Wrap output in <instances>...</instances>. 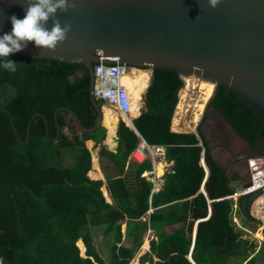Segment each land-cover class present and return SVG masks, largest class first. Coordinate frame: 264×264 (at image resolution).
<instances>
[{
    "label": "trees",
    "instance_id": "trees-1",
    "mask_svg": "<svg viewBox=\"0 0 264 264\" xmlns=\"http://www.w3.org/2000/svg\"><path fill=\"white\" fill-rule=\"evenodd\" d=\"M10 59L16 61L15 72L0 67V108L10 113L0 110V264H106L91 231V226L97 225H103L104 233L114 237L109 264H129L148 226L156 229L159 239L151 241L150 252L140 257L141 263L194 264L188 257L191 252L196 264H264V244L257 250L258 242L244 237L245 231L234 221L239 216L242 226L253 224V229L257 228L260 221L250 208L259 192L240 196L234 208L228 196L234 193L233 182L240 180L239 175L231 178L225 173L200 133L210 170L204 181L198 136L171 131L178 93L184 85L176 72L154 69L143 95L142 112L133 120L140 135L121 120L117 151L104 145L100 149V156L111 158L118 172H123L142 136L151 145L166 147V159L174 162L173 170L149 203L153 184L142 173L152 168V161H131L132 168L124 176H106L111 204L101 190L103 181L88 176L91 154L85 145L88 139L100 144L107 129L100 126L93 132L81 131L64 109L57 114L60 137L57 141L52 138L57 135L54 113L59 107L73 110L86 127L96 124L89 70L82 62L13 54ZM211 105L264 155V121L231 87L221 85ZM37 112L46 117L48 133L45 119L36 116L29 141L23 143L28 122ZM65 128L71 136L62 133ZM67 153L73 166L62 163ZM203 182L206 194L200 191ZM150 208L154 212L148 222L142 218ZM124 220L131 247L117 245L122 242ZM177 223L182 225L172 232L160 231ZM79 239L84 242L85 256L81 255Z\"/></svg>",
    "mask_w": 264,
    "mask_h": 264
},
{
    "label": "water",
    "instance_id": "water-1",
    "mask_svg": "<svg viewBox=\"0 0 264 264\" xmlns=\"http://www.w3.org/2000/svg\"><path fill=\"white\" fill-rule=\"evenodd\" d=\"M70 3H75V7L56 13L62 26L70 24L71 30L55 51L39 49L29 42L22 51L13 53L82 62L89 70L90 95L98 120L94 126L86 127L73 110L59 107L54 113L57 124L54 141L61 134L57 114L64 109L81 131L93 132L103 126L104 111L92 93L94 63L100 61L147 67L152 74L157 68L171 70L182 79L196 76L216 85L214 96L221 85L231 87L264 121V0H217L215 6L211 0H70ZM26 7L25 0H0V36L12 30L9 17L16 15L22 19ZM52 26L49 20L46 27ZM0 110L7 111L3 107ZM36 116L45 119L48 133L46 117L37 112L28 122L23 143L29 141L30 125ZM200 124L195 130L199 133L200 129L208 144V134L213 136L209 127L217 125L223 127L221 134L232 137L231 141L239 139L251 146L217 108L212 109L202 128ZM129 126L138 133L133 119ZM239 155L248 165L250 155ZM205 173L207 177L208 168ZM200 191H205L203 185ZM188 257L196 264L191 252Z\"/></svg>",
    "mask_w": 264,
    "mask_h": 264
},
{
    "label": "clouds",
    "instance_id": "clouds-1",
    "mask_svg": "<svg viewBox=\"0 0 264 264\" xmlns=\"http://www.w3.org/2000/svg\"><path fill=\"white\" fill-rule=\"evenodd\" d=\"M25 3L27 4V7L25 9L24 17L22 19L18 18L16 15H12L11 17H9V19L11 20V23H12V30H11L10 33H4L2 36H0V67H2L4 70L10 71V72H15L16 71V61L10 59V55L11 54L22 51L27 46V44L29 42H34L35 46L37 48H39V49H44V50H48V51H55V49L57 48L58 44L63 43L66 40L67 33L71 30V25L70 24L66 23V24H64L62 26L60 20L56 17V13L58 11L66 12L69 8L75 7V3H70V0H25ZM211 4L213 6H215L217 4V0H211ZM49 20H52V25L53 26L51 27V29H48L46 27V25H47ZM132 67L138 68L136 66H132ZM139 69L151 70V69H149L147 67L139 68ZM151 74H152V70L150 72L149 83H151V79H152ZM182 80L184 82V85H183V87H184L185 86V81H184V79H182ZM149 85L150 84H148V86ZM148 86H147V88H148ZM215 87H216V85H215ZM214 92H215V89H214ZM214 92H213V95L210 97V99L211 98L212 99L211 100L209 99L210 102H209V100L207 101V102H209V105L211 104V102H212V100L214 98ZM92 93H93V89H92ZM144 93L145 92L142 93L141 104H142V101H143V105L141 106V108L138 109L139 113L142 112V109L144 107V100H143ZM216 93H217V91H216ZM97 101L99 102L100 100H97ZM178 102H179V93H178ZM99 103L101 105V108H104L105 106H108L106 103L103 104L102 101H100ZM176 107H177V105H176ZM176 107H175V110H176ZM207 109H208V107H207ZM213 109H215V107H213ZM116 111L118 112V110H116ZM174 113H175V111H174ZM204 113H205V107H204V111L202 113L201 119L199 121L201 123L203 121L202 117H203ZM103 115H104V112H103ZM119 116L121 117L120 114H119ZM135 117L136 116H134L132 119L134 120ZM121 119L125 122L123 117H121ZM172 120H173V118H172ZM206 120H207V117H206L205 121ZM126 125H127V123H126ZM197 125H196V127H197ZM200 126H201V124H200ZM196 127H195V129H196ZM198 129H199V127H198ZM183 132L195 133V134L197 133L199 135L198 138H199L200 142L198 143V145L201 147V151H200L201 155H200L199 165L204 169V171H205V168H208V170H209V167H208V165L206 163V160H205L206 147L203 144L202 137H201V134H203V133L201 132V134H200V129H199V133L196 132V130L183 131ZM138 134H139V132H138ZM140 137H141V139L143 138L142 136H140ZM141 142H142V140H141ZM155 146L163 147L165 149V152H166V147L165 146H163V145H155ZM203 155H204V162L202 160ZM262 157H264L263 154H256V155L250 156L247 159L248 168L250 169L251 167H253L251 165L250 160H258L257 163L260 164V159ZM133 160H135V159H133ZM166 160L169 161L168 159H166ZM161 161H163V159L160 160V162ZM244 163H245V161H244ZM152 168H153V163H152ZM146 170H149V169H146ZM172 170H173V168H172ZM228 171H229V166L225 167V173L229 177H231L232 175H230V173H228ZM250 172H251V180H250V182L246 183L244 186H241L239 188L235 187L234 193L237 192V191L243 190L244 188H248V187L252 186L253 177H252V171L251 170H250ZM209 173H210V170H209ZM208 175H207V177H208ZM143 177H145V176H143ZM207 177H206V173H205L204 181L207 179ZM240 179H242V178L240 177ZM202 185L204 186V182H203ZM204 189H205V187H204ZM262 189H264V185H259V186L255 185L254 189L249 190V191H247L244 194H240L236 198V202L234 204V208H237V200H238V198L240 196L248 195V194L254 193V192L257 193V192H260ZM204 193L206 194V191H204ZM234 193L229 195V196L234 195ZM211 210H212V208H211V206H209V211L211 212ZM234 219H236V216L234 217ZM198 221L199 220H197V223H198Z\"/></svg>",
    "mask_w": 264,
    "mask_h": 264
},
{
    "label": "crops",
    "instance_id": "crops-1",
    "mask_svg": "<svg viewBox=\"0 0 264 264\" xmlns=\"http://www.w3.org/2000/svg\"><path fill=\"white\" fill-rule=\"evenodd\" d=\"M145 90L147 91V89H145ZM145 90H144V92H146ZM141 98H142V95H141ZM138 115H134V116L137 117ZM134 116L131 115V114H128V115L125 114L123 116V118H124V120H125V122L127 124L131 125V119ZM125 117H128V119H130V122L128 120H126ZM103 126L107 129L108 133H107L106 138L100 144H96V142L94 140H92V139H88L85 142V145L87 146V148H88V150L90 151V154H91V169L88 172V176L91 179H94V180H102L103 181V186L101 187V190L103 192V195H104L106 201L112 204L113 203V199H112V196H111V194H110V192H109V190L107 188V178H106V176L107 175L108 176H112V175H116V174H118L119 176L122 174V176H124V174L130 168H132L131 161H134V160L131 158V156H129V158L127 159V162L125 164L124 171L123 172H118V168L113 164V160L111 158H109L107 156H100V149H101V146L102 145H104L106 149H108V150H110L112 152H116L117 151L118 144H119L118 136H117L118 123L116 124L117 127L115 128V133H114V135L112 137V144H110L108 142L109 133H110L109 132V128L106 125H104V123H103ZM171 131H174V132H183V131L174 129L173 126H172V124H171ZM197 136H199V135L197 134ZM246 147H248V146L246 145ZM164 161H167L166 158H165V160H163V161L158 162V163L155 164L156 170H158V173L159 174H162L163 173V163H164ZM167 164L172 169L174 162L173 161H167ZM153 167H154V164H153ZM127 177L128 178L130 177L129 179H132V180L135 179L134 176H132V175H128ZM147 180H149V179H147ZM151 201H152V196L150 194L149 203ZM153 212H154V209L153 208H150L149 211L147 212V214L145 216H143L142 219L149 222V216ZM192 220H193V218L190 217L189 218V221H188V224H187V233L188 234L190 233V231H189L190 229L189 228H190V225L192 223ZM181 225H182V223L167 225V226L161 228L160 231L162 230V231L172 232L175 229L179 228ZM197 225H198V223H197V220H196V222L193 224V227H192V241H193L192 242V248H193L194 241H195V237H196ZM241 229H243V228L241 227ZM95 230H98L99 232H101V238H100V241L99 242H96L97 237L96 236L94 237L93 231H95ZM91 231H92V234H93L94 243H95V247H96L97 251L104 258L106 264H109L110 263V260H111V251L110 250L113 247V243H115L114 242V237L113 236L106 235L104 233V226L103 225L91 226ZM121 231H122V242L121 243L120 242L117 243V245L118 246L124 245V246H127V247H131L132 246V238L127 234V223H126L125 220L122 221ZM157 233L158 232L156 231V229H152L149 226L147 227V229L145 230V232L143 234L142 245H141L140 249L135 253V255L132 258V260L137 259V261H138L139 264H147V263H150V262L141 263L140 257L143 254L150 252L151 241L152 240H158L159 239V236H158ZM79 240H81V239H79ZM259 244H261V243H259ZM102 245L103 246H107L109 248L107 250H104L103 247H102ZM100 248H102V249H100ZM80 250H81V248H80ZM105 253L107 255H105ZM81 255L85 256V250H84V252H82V250H81ZM154 260H158V258L156 256H154ZM131 261H130V263H131Z\"/></svg>",
    "mask_w": 264,
    "mask_h": 264
},
{
    "label": "built area",
    "instance_id": "built-area-1",
    "mask_svg": "<svg viewBox=\"0 0 264 264\" xmlns=\"http://www.w3.org/2000/svg\"><path fill=\"white\" fill-rule=\"evenodd\" d=\"M132 66L120 63V62H96L94 64V86L93 95L97 100L102 101L103 104H107L110 108L118 110V113L123 117L125 114H131L132 98L130 96L129 89L124 81V76L130 72ZM131 158L142 162L146 159H150L154 164V167L143 172V176L149 179L152 183L151 196L157 194L165 185V175L170 173L172 169L168 166L167 161L163 163V173L159 174L156 170L155 164L160 160H165L166 152L161 146H155L147 143L142 138V142L131 153ZM204 162V155L202 157ZM264 161V157L260 159V162ZM251 165L258 164V160H250ZM259 165V164H258ZM262 180V179H259ZM255 178H253L252 186L244 188L243 190L234 193V197H238L240 194H244L249 190L254 189L256 184ZM152 210V209H151Z\"/></svg>",
    "mask_w": 264,
    "mask_h": 264
},
{
    "label": "bare ground",
    "instance_id": "bare-ground-1",
    "mask_svg": "<svg viewBox=\"0 0 264 264\" xmlns=\"http://www.w3.org/2000/svg\"><path fill=\"white\" fill-rule=\"evenodd\" d=\"M150 79V70L148 69H139L132 67L130 72H128L124 76V81L129 89L130 96L132 98V109L131 115H138L139 108L141 105V95L148 86ZM186 79V80H185ZM184 81L186 82L185 87L179 92L180 101L177 104V110L173 116L172 126L176 130H194L196 125L201 119L202 112L204 111V107L206 102L213 95L215 84L213 82L204 81L201 79H197L194 76L185 77ZM195 91L197 93L196 99L193 100L191 92ZM103 123L109 128V138L108 142L112 144V137L115 133L116 124L118 122L119 115L117 111L105 106L103 108ZM188 115V116H187ZM126 120L130 122L128 117H125ZM237 145V144H236ZM257 165H254L253 169L256 171ZM256 179H260L261 176L257 173L254 174ZM259 185L260 182L258 181ZM264 204V196H261L257 201V209H259V205ZM264 207V206H263ZM261 207V208H263ZM260 212V211H259ZM264 216V212H262ZM264 227V226H263ZM78 244L84 252L85 245L82 240H78ZM130 264H139L137 259L131 261ZM150 264V263H147Z\"/></svg>",
    "mask_w": 264,
    "mask_h": 264
},
{
    "label": "rangeland",
    "instance_id": "rangeland-1",
    "mask_svg": "<svg viewBox=\"0 0 264 264\" xmlns=\"http://www.w3.org/2000/svg\"><path fill=\"white\" fill-rule=\"evenodd\" d=\"M150 72H151V70H150ZM194 77L197 78L196 76H194ZM197 79H200V78H197ZM185 85H186V82H185ZM180 93H181V91H180ZM190 94H192L193 100L196 99L197 93L195 91L191 92ZM179 101H180V99H179ZM142 105H143V101H142V104L140 105V108H141ZM176 110H177V108H176ZM117 114H118V112H117ZM121 120L122 119L119 116L117 123H119ZM181 131H193V130H181ZM62 133L66 134L68 136L72 135L68 128H65L64 130H62ZM214 156L217 157L216 152H214ZM221 161L224 162V160H222V159H221ZM62 163L64 165H68V166H73V164H74V163H72V157L70 155H68V153L66 155H64V157H62ZM256 165H257L256 168H255V169H257L256 171L252 170L254 165H253V167H251L249 169L248 166L246 165V163H244L243 166L241 165V163H236V164L230 165L228 173H230V175H232V176L237 174V175H239L242 178V179H240L238 181H234L233 182L234 186L239 188L241 186H244L246 183L250 182V180H251V172H250V170L252 171V177L255 178V180H256V177L254 175L255 173H257L258 175L261 176L260 179H262V180L259 181V182L261 183V185H264V161L260 162L259 165L258 164H256ZM239 168H241L242 170H239ZM256 182H257L256 184L259 185L257 180H256ZM261 196H264V189H262L259 192V194L256 196V198L254 199V201H253V203L251 205V208H250V213L252 214V216H254L257 220L260 221V223L257 224V228L255 230L253 229V227H254L253 224H251V226H246V227L242 226L241 219H240L239 216H237L236 219H234V221H236V223H237V226L239 228L242 227L243 230L245 231L244 237H247L249 239H255L258 242L257 250H258L259 246L264 244V227H263L264 226V216L262 214V212H264V207H263L264 204L259 205V207L261 206L263 208L260 207L259 209H257V201L260 199ZM228 198L233 199L234 204H235L236 197L229 196ZM93 234H94V237L95 236L97 237L96 242H99L100 238H101V232H99L98 230H95V231H93ZM259 243H261V244H259ZM102 247H103L104 250H107L109 248V247L103 246V245H102ZM100 249H102V248H100ZM105 255H107V254L105 253Z\"/></svg>",
    "mask_w": 264,
    "mask_h": 264
},
{
    "label": "flooded vegetation",
    "instance_id": "flooded-vegetation-1",
    "mask_svg": "<svg viewBox=\"0 0 264 264\" xmlns=\"http://www.w3.org/2000/svg\"><path fill=\"white\" fill-rule=\"evenodd\" d=\"M214 106H212L211 104L208 106L207 111H205L203 117H202V123H201V128L202 126L205 124V119L206 117L208 118L212 109ZM207 126V125H206ZM212 132H213V136L210 135V133L208 134V139H209V146L211 148V153L213 155L214 158H216L214 156V152H216L217 154V158L219 159V161H217L220 165L222 164V160H224L225 164H228L229 167L230 165L236 164V163H241V165H244V160L240 159V155L241 156H252V155H256L258 154H262L260 153V150L258 149L257 146L252 145L246 147L245 143H243V141L239 140V139H235L233 141L232 137L227 138L225 137L226 135L221 134V130H223L222 126H217L215 125L210 126L209 127ZM208 129V127H207ZM201 133V131H200ZM229 135V133L227 134V136ZM237 144V145H236ZM262 144V140L259 141V145L261 146ZM226 153V154H225ZM223 162V163H224ZM239 170H242L241 168H239Z\"/></svg>",
    "mask_w": 264,
    "mask_h": 264
}]
</instances>
